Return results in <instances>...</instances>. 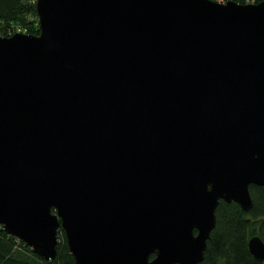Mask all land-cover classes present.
<instances>
[{"label":"water","instance_id":"obj_1","mask_svg":"<svg viewBox=\"0 0 264 264\" xmlns=\"http://www.w3.org/2000/svg\"><path fill=\"white\" fill-rule=\"evenodd\" d=\"M0 36V227L46 260L200 264L264 185V0H36ZM264 262V240H249Z\"/></svg>","mask_w":264,"mask_h":264},{"label":"trees","instance_id":"obj_2","mask_svg":"<svg viewBox=\"0 0 264 264\" xmlns=\"http://www.w3.org/2000/svg\"><path fill=\"white\" fill-rule=\"evenodd\" d=\"M227 2L230 0H218ZM256 3L263 0H234ZM39 35L40 25L36 0H0V34L11 36L17 29ZM254 206L244 211L236 202L220 201L216 227L207 243L204 261L200 264H264L250 252L249 240L258 235L264 240V185H251ZM0 264H76L67 245L65 232L59 230L58 254L46 260L32 248L0 227Z\"/></svg>","mask_w":264,"mask_h":264},{"label":"rangeland","instance_id":"obj_3","mask_svg":"<svg viewBox=\"0 0 264 264\" xmlns=\"http://www.w3.org/2000/svg\"><path fill=\"white\" fill-rule=\"evenodd\" d=\"M25 31H26V30H25L24 28H23V29H22V28L17 29V32H23V33H26ZM0 33H1V32H0ZM12 34H14V33L12 32ZM0 36H1V34H0Z\"/></svg>","mask_w":264,"mask_h":264}]
</instances>
